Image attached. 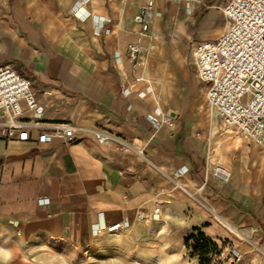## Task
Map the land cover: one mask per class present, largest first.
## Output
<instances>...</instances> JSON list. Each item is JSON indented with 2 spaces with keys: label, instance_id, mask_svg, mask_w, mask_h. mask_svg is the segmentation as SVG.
<instances>
[{
  "label": "crops",
  "instance_id": "1",
  "mask_svg": "<svg viewBox=\"0 0 264 264\" xmlns=\"http://www.w3.org/2000/svg\"><path fill=\"white\" fill-rule=\"evenodd\" d=\"M146 1L0 0V66L28 78L44 120L77 127L71 140L48 126L44 142L38 131L19 140L0 129V264L91 248L115 223L175 227L182 237L198 226L220 241L217 213L240 234L242 257L226 247L216 263L264 264V145L207 114L192 58L197 42L227 28L230 0H154L141 34L134 18ZM131 43L143 46L137 61ZM97 128L114 136L99 143ZM220 162L230 180L209 175Z\"/></svg>",
  "mask_w": 264,
  "mask_h": 264
},
{
  "label": "built area",
  "instance_id": "2",
  "mask_svg": "<svg viewBox=\"0 0 264 264\" xmlns=\"http://www.w3.org/2000/svg\"><path fill=\"white\" fill-rule=\"evenodd\" d=\"M153 6L154 0H147L135 15L141 34L150 29ZM222 11L228 19L227 28L217 39L197 42L192 51L193 62L199 78L207 83L210 113L220 115L226 126L238 129L249 139L264 143V0H230ZM142 48L139 43H131L128 55L137 61ZM43 110L28 78L11 65L0 66V129L5 138L29 140L32 132L38 131L37 140L44 142L48 139V126L54 133L76 138L75 125L48 122L41 117ZM167 123L173 125L170 120ZM93 132L99 143L114 136L99 128ZM117 140L123 149L136 151L125 139L118 136ZM209 175L227 181L230 171L218 164ZM120 228L121 223H115L107 230ZM228 255L235 260L242 257L233 248Z\"/></svg>",
  "mask_w": 264,
  "mask_h": 264
},
{
  "label": "rangeland",
  "instance_id": "3",
  "mask_svg": "<svg viewBox=\"0 0 264 264\" xmlns=\"http://www.w3.org/2000/svg\"><path fill=\"white\" fill-rule=\"evenodd\" d=\"M204 109L207 114L210 113L207 103ZM222 127L234 137H245L249 142L264 145L262 142L250 140L245 134L237 132L223 122ZM219 164L229 169L224 162ZM216 220L226 232L224 239L216 241L220 251L213 255L208 264H217L216 259L223 256L226 247L235 249L233 237L240 238V234L219 213L216 214ZM116 231L107 230L106 233L99 235L96 244L91 248L67 247L42 250L39 255L41 264H203L199 256L194 255L193 250L186 245L185 238L191 231L184 237L175 227L157 229L156 226L147 225L133 231Z\"/></svg>",
  "mask_w": 264,
  "mask_h": 264
},
{
  "label": "trees",
  "instance_id": "4",
  "mask_svg": "<svg viewBox=\"0 0 264 264\" xmlns=\"http://www.w3.org/2000/svg\"><path fill=\"white\" fill-rule=\"evenodd\" d=\"M186 245L193 250L194 255H198L200 262L208 264L213 258V255L219 253V244L206 235L198 226H194L191 233L186 238ZM190 241H193L190 243Z\"/></svg>",
  "mask_w": 264,
  "mask_h": 264
},
{
  "label": "bare ground",
  "instance_id": "5",
  "mask_svg": "<svg viewBox=\"0 0 264 264\" xmlns=\"http://www.w3.org/2000/svg\"><path fill=\"white\" fill-rule=\"evenodd\" d=\"M230 171V170H229ZM230 178H231V171H230V177H229V179L228 180H230ZM115 232H117V231H115Z\"/></svg>",
  "mask_w": 264,
  "mask_h": 264
}]
</instances>
